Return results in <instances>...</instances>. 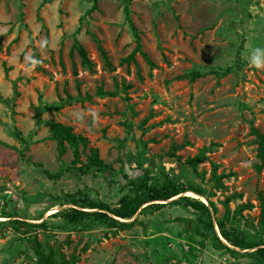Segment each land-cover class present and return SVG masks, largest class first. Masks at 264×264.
I'll use <instances>...</instances> for the list:
<instances>
[{"label":"rangeland","instance_id":"obj_1","mask_svg":"<svg viewBox=\"0 0 264 264\" xmlns=\"http://www.w3.org/2000/svg\"><path fill=\"white\" fill-rule=\"evenodd\" d=\"M255 48L264 49V0H0V264H41L35 246L76 255L73 264H264V250L253 253L264 247ZM51 122L87 137L79 161L70 147L58 155ZM90 148L106 167L88 165ZM196 154L194 169L185 159ZM141 179L195 190L114 215ZM179 195L209 207L226 246ZM226 196L233 211L251 206L226 219ZM73 208L87 214L71 220ZM217 219L254 246L230 244Z\"/></svg>","mask_w":264,"mask_h":264},{"label":"trees","instance_id":"obj_2","mask_svg":"<svg viewBox=\"0 0 264 264\" xmlns=\"http://www.w3.org/2000/svg\"><path fill=\"white\" fill-rule=\"evenodd\" d=\"M125 17L128 19V9L125 6ZM93 39L96 43V46L100 52V54L103 56L104 61L110 65V62L108 60V56L106 51L103 49V47L100 44V40L97 36L93 35ZM72 47L76 49L80 56V62L83 66L90 68L92 63L91 60L87 56V52L83 45L79 42V40L74 37ZM251 131L256 136V142H257V157L258 162L254 164L257 170H260L261 168H264V133H260L255 127H251ZM50 136L55 140L56 143V149L58 152V155H61L65 152L67 147H70L72 149L73 159L75 161H79V145H82V147H86L88 144V139L85 136H82L80 134L75 133L72 130V127L67 124H63L60 122H51L50 123ZM200 161V156L198 154L194 156L187 157L185 159V162L187 165L191 166L192 168H196L197 163ZM87 163L90 166H94L98 169L102 167H106L107 165L103 162V160L99 157L98 151L96 148H90V154L87 156ZM216 165L213 164L212 166V173L215 174ZM45 173L48 177H54L56 176L55 173H51L49 171L45 170ZM222 175V174H221ZM225 174L224 176H226ZM141 182L138 184L133 183V191L134 194L130 195L128 197H122L121 204L117 208L110 209L114 215H117L119 217L128 218L131 217L139 206L142 204L153 201V200H165L170 197H173L175 195H178L179 193L184 192L185 190H195L193 187H182V185L179 186V183H172L170 180L165 181L162 183L161 186H152L148 185L145 180H140ZM180 200H183V202L191 206L192 208L200 211L201 213H206L209 217V221L207 223L210 231L214 235V239L221 245L226 246L223 241L219 239L217 236L213 222L210 219V211L209 207L200 199L189 197V195H179L178 197ZM229 201L230 196H226L222 203L224 205L225 209V218L227 219L229 216H232L233 214H240L241 210L244 208H248L251 206V203H241L237 205V208L233 211L229 207ZM91 206H97L100 209H107V205L103 203H92ZM87 212L75 209L73 208L71 210L70 219L76 220V219H82ZM95 214H98L102 217L106 216V213L101 211H96ZM21 223V221H17ZM259 223L264 228V201L263 198H260V217H259ZM217 228L220 232V235L230 242L232 245L240 246L243 248H250L253 247V243L244 240L240 235L233 233L226 229L225 226V220L223 219H217L216 220ZM36 254L38 256V260L41 264H73L77 256L71 255L69 259L64 258L63 256L60 257L59 260L55 257V252L46 254L43 249L39 246H35ZM264 250V247H260L256 249L253 253L254 254H260L262 255V251ZM263 256V255H262Z\"/></svg>","mask_w":264,"mask_h":264},{"label":"clouds","instance_id":"obj_3","mask_svg":"<svg viewBox=\"0 0 264 264\" xmlns=\"http://www.w3.org/2000/svg\"><path fill=\"white\" fill-rule=\"evenodd\" d=\"M262 54H264V49L255 48L252 50V54L249 58V63L256 68L264 67V58H262Z\"/></svg>","mask_w":264,"mask_h":264}]
</instances>
